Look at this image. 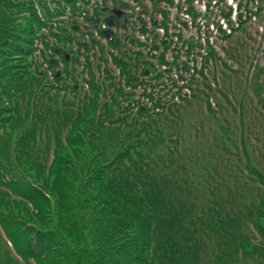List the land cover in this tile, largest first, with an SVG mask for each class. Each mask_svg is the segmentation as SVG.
<instances>
[{
	"label": "trees",
	"instance_id": "trees-1",
	"mask_svg": "<svg viewBox=\"0 0 264 264\" xmlns=\"http://www.w3.org/2000/svg\"><path fill=\"white\" fill-rule=\"evenodd\" d=\"M221 1L0 0V264H264V2ZM171 4L194 36L172 40ZM114 8L135 16L115 18L96 54L115 55L108 83L75 108L37 96L35 52L66 49L64 75L78 82L74 53L97 48L96 21ZM238 34L246 42L234 45ZM173 71L198 80L165 103L155 88Z\"/></svg>",
	"mask_w": 264,
	"mask_h": 264
},
{
	"label": "rangeland",
	"instance_id": "rangeland-1",
	"mask_svg": "<svg viewBox=\"0 0 264 264\" xmlns=\"http://www.w3.org/2000/svg\"><path fill=\"white\" fill-rule=\"evenodd\" d=\"M221 2H224L227 6L232 7V8H236L237 6V2H239L238 0H222ZM250 2H254L250 1ZM264 2V0H263ZM197 10L199 11H204V3L203 2H195L194 3ZM177 4H171L170 6H168L170 9V13H169V18H168V22L172 23L171 26V38L173 41H175V43L178 41V35H183L184 38H188L189 36H194V33L196 31L195 29V25L192 24V20L186 18L185 16L181 17V14L179 12H177ZM103 6V3H102ZM109 7L110 3L108 2V5H104ZM176 7V8H175ZM185 8V7H184ZM117 9V8H114ZM112 9V10H114ZM105 10V9H103ZM124 11V10H123ZM105 15L99 16V18L97 19V24L96 27H99L100 25V33L105 37L104 39H100L99 41V45L97 46L96 49H81V51H76L74 54L76 55V58H78V62L80 66H77L76 68V76L75 79L78 80V82H74V81H70L69 77L66 78V76L64 75V70L67 68L66 64H62L61 63V57L69 60L70 59V54L69 52L65 50H58L56 49L55 52L54 50H50L47 49L45 51H41L40 53L38 52V50L35 52V55L33 56V58H31L32 63L34 64V66L37 68V76L39 77V81H40V87L41 89L36 90L35 94H37V96H40L42 98L46 97V95L40 93V92H45L49 95H54V96H59L61 99L65 100L66 102H68L69 104L73 105L74 108L79 106L81 104V102L83 101V98H88V97H92L93 95L96 94V89L93 90L91 84H94V86L98 89L99 87H101L102 85L104 86L105 84H107L108 82L103 80V77L101 75V71L103 70V68L108 67L111 68L114 65V56H108L107 58V62L106 63H101L100 61L96 60V54L98 52V50L103 49L104 51H108L109 50V46L106 43V38H109L110 35L113 34L114 32V15L111 14L108 15V10L104 12ZM128 16H135V12L132 10H127L124 11L123 13V19L124 21H127ZM102 17H104V23L102 20ZM191 18V17H189ZM91 20H93V16L90 17ZM183 21H187L188 22V27L187 28H183L182 25L179 28V23L181 24V22ZM82 22V21H81ZM80 22V24H81ZM205 22V21H203ZM219 23L222 25L223 29H225L226 31H228L227 33H229V30L227 28V23H225L223 20H219ZM232 24H235L234 22H232ZM198 25V23H197ZM211 27V28H210ZM57 28V27H56ZM56 28L54 29V31H56ZM249 32L252 33L253 31H260V15H257L254 19H253V23L250 25L249 27ZM75 31V30H74ZM57 32V31H56ZM76 34V33H74ZM209 34L214 35L215 34V29L212 28V26H209ZM67 37H69V35L66 33ZM79 35V34H78ZM97 35H99L97 33ZM48 38V40L51 38V42L54 44L55 43V39L53 34H50V36L47 34L46 36ZM139 39V38H138ZM143 40V38L141 37L140 41ZM81 41V38L78 39L77 42H71L68 43V40H66L67 45H65V43L62 44H58L55 47H67L73 50H76L78 48H81L78 44V42ZM83 42V41H82ZM211 42L214 44V38L212 39L211 37ZM245 35L244 34H238L236 35L233 40H232V44L234 45H239L241 43H245ZM59 43V42H57ZM222 44H224V42H222ZM64 47V48H65ZM41 48V45H39L38 49ZM214 48L216 49V51L218 52L219 56L226 60L224 53L222 52V50L220 48H218L217 44H214ZM132 52L133 53H141V55H144L146 53V48L144 47H139V46H134L132 48ZM73 55V54H72ZM71 55V56H72ZM126 57L128 58L127 54ZM131 57V63L135 64V56H129ZM142 59H145L144 56L139 57V62H141ZM169 60H171V58H169ZM179 63L182 62L183 60H181L179 58ZM192 63V62H190ZM228 66L230 67V70H238V65L237 64H233V62L231 60H227ZM197 69H200L201 67V62L200 60L197 61ZM83 68V70H82ZM91 69L93 73L97 74L95 78H91L88 75V69ZM83 72L82 75L79 74V72ZM33 72V69H32ZM118 72L116 71V74ZM54 77L57 78H61L62 81H57L54 79ZM58 79V80H59ZM195 80H198L197 76L192 79L189 83H187L186 85L183 84V82H181L179 79H177V77L175 76V71H173L171 73L170 79L169 81H167L168 83H166L164 85V87L159 88H155V95L154 97H159V98H163L165 103H168L174 99H176L180 94H184V96L189 95V92L187 90L186 87L190 86V84L194 83ZM129 81V80H128ZM171 81H174L177 85H178V89H174L173 85L171 84ZM52 84H57L59 86V88H54ZM131 87L129 86V84H123V99L126 98L128 96V93H130ZM140 92V91H139ZM240 92V91H239ZM73 93H76L75 95H73ZM118 99H120V97H118ZM198 112L200 111H196L194 112V117H199ZM28 121L25 120L23 125L25 126L26 123ZM237 122L234 120V118H230V128H236ZM19 125H17L16 127H18ZM250 153H252V157H257V154L249 151ZM6 193L8 194V197L6 198L7 202H19L18 198L9 190L6 189Z\"/></svg>",
	"mask_w": 264,
	"mask_h": 264
},
{
	"label": "water",
	"instance_id": "water-1",
	"mask_svg": "<svg viewBox=\"0 0 264 264\" xmlns=\"http://www.w3.org/2000/svg\"><path fill=\"white\" fill-rule=\"evenodd\" d=\"M113 13H114L118 18H121L122 15H123V12L120 11V10H117V9H114V10H113Z\"/></svg>",
	"mask_w": 264,
	"mask_h": 264
}]
</instances>
